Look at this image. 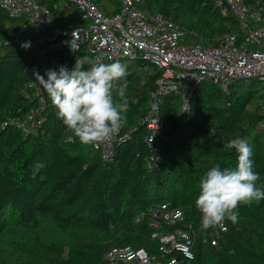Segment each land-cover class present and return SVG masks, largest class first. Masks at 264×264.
I'll list each match as a JSON object with an SVG mask.
<instances>
[{"label":"trees","instance_id":"obj_1","mask_svg":"<svg viewBox=\"0 0 264 264\" xmlns=\"http://www.w3.org/2000/svg\"><path fill=\"white\" fill-rule=\"evenodd\" d=\"M142 1L145 13L159 12L192 32L195 42L217 44L227 34H241L239 22L214 10L212 0ZM244 2L264 5V0ZM98 5L107 13L116 9L114 0H98ZM21 25L0 9V242L6 246L0 249V264H96L113 247L154 251L149 215L140 222L135 217L165 200L183 211L181 226L194 234V264H264V198L238 206V222H224L227 230L216 247L195 205L200 178L211 167L235 168L237 153L224 145L236 138L246 139L253 149L256 186L264 190V90L257 87L261 81L239 80L227 89L202 82L187 112L180 111V94L165 96L155 113L164 126V135L156 139L160 170L149 169L143 121L161 70L139 58L127 60L125 96L114 93V101L126 106L122 130H131L130 139L107 163L64 125L48 94L45 111H31L34 98L27 70L37 63L21 47L27 36ZM56 55L65 57L62 61L72 70L86 54L80 49ZM7 119L13 122L3 126ZM37 119L41 124L27 135L16 126ZM44 219L62 232L79 229L83 242L64 256L63 248L46 244L49 231L35 233Z\"/></svg>","mask_w":264,"mask_h":264},{"label":"built area","instance_id":"obj_2","mask_svg":"<svg viewBox=\"0 0 264 264\" xmlns=\"http://www.w3.org/2000/svg\"><path fill=\"white\" fill-rule=\"evenodd\" d=\"M114 1L116 9L111 13L102 10L98 0H0V9L22 22L21 28L27 33L25 42L30 43L23 50L33 54L37 63L27 70L34 98L33 114L45 111L47 101V92L35 79V73L45 75L48 69L67 66L62 61L65 57L60 59L56 53L83 49L89 58L99 56L105 64L139 58L161 70L149 94V111L143 121L147 128L145 141L150 148L146 168L160 170L156 139L164 135V126L155 113L165 96L180 94V111L187 112L192 93L202 82L219 84L224 89L231 82L244 79L264 83V5L257 2L249 6L244 0H212L214 10L239 22L242 34L240 43L238 33L227 34L222 41L212 44L201 39L195 42L192 32L159 12L145 13L140 7L142 0ZM12 122L7 119L2 125ZM41 122H16V126L27 135ZM122 127L123 123L110 141L99 146L91 144L101 161L112 162L117 148L130 139L131 130L123 132ZM146 214L156 249L113 247L96 264H194V234L190 227L181 226L185 219L183 211L174 207L172 200H165L139 213L135 222ZM226 230L225 224L211 228L212 246H217Z\"/></svg>","mask_w":264,"mask_h":264},{"label":"clouds","instance_id":"obj_3","mask_svg":"<svg viewBox=\"0 0 264 264\" xmlns=\"http://www.w3.org/2000/svg\"><path fill=\"white\" fill-rule=\"evenodd\" d=\"M21 47L27 49L30 43L25 42ZM127 75L126 65L119 61L105 64L99 56L94 59L84 56L76 60L72 70L60 66L58 70L48 69L45 75L36 72L35 79L74 136L82 143L99 146L110 141L122 126L121 112L126 106L114 101V93L121 98L125 96ZM224 147L236 151L235 168L222 169L217 164L199 181L195 205L205 230L222 228L226 220L236 224L240 204L251 205L264 198V190L256 186L259 173L254 171V153L248 141L236 138Z\"/></svg>","mask_w":264,"mask_h":264},{"label":"rangeland","instance_id":"obj_4","mask_svg":"<svg viewBox=\"0 0 264 264\" xmlns=\"http://www.w3.org/2000/svg\"><path fill=\"white\" fill-rule=\"evenodd\" d=\"M121 62L123 65H127L129 63V61L127 60H124ZM146 65H149V64L147 63ZM257 87L263 88L264 90V83L263 82L259 83ZM37 229L38 230H36L35 233H38L40 235L42 234L41 232L47 233L49 231L51 239L49 241L46 240L47 241L46 244L53 242L56 244L55 249L63 248L62 252L64 256H66V253L69 252V250L76 248L83 242V236L79 229L62 232L58 230V228L52 224L50 219L42 220V222L40 223ZM1 242L3 243L4 241H1ZM1 242H0V249L6 248V246H4Z\"/></svg>","mask_w":264,"mask_h":264},{"label":"water","instance_id":"obj_5","mask_svg":"<svg viewBox=\"0 0 264 264\" xmlns=\"http://www.w3.org/2000/svg\"><path fill=\"white\" fill-rule=\"evenodd\" d=\"M124 60H127V59H124Z\"/></svg>","mask_w":264,"mask_h":264}]
</instances>
